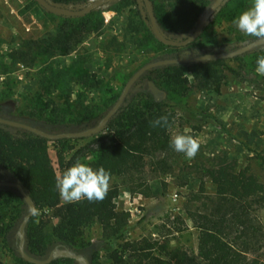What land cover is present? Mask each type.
<instances>
[{"label":"rangeland","instance_id":"1","mask_svg":"<svg viewBox=\"0 0 264 264\" xmlns=\"http://www.w3.org/2000/svg\"><path fill=\"white\" fill-rule=\"evenodd\" d=\"M47 1L78 10L93 0ZM211 1L208 0L207 6ZM251 4L252 0L225 1L199 37L180 48H165L155 43L157 40L150 31L142 0H116L99 7L90 13L100 15L104 26L98 33L87 37L77 51L53 57L45 67L17 64L10 69V74L0 75V117L37 124L42 127V131L48 133L87 130L96 125L116 101L96 117L74 122L67 120L68 109L56 107L59 101L47 93L45 99L49 102L54 100L56 105L43 110L40 117L31 116L25 105L36 103L43 109L45 102L44 93L38 86L39 70L49 69L45 73H63L61 69L82 63L106 84L112 94H120L125 83L139 67L167 58L171 53L181 52L183 56L180 55L179 58L208 52L227 53L257 40L244 35L232 22ZM49 14L51 13L46 12L35 1L31 5L30 0H0V55L19 48L26 41L52 35L55 20ZM156 21L162 35L173 41L185 40L196 24L195 22L186 30H171L158 22L157 18ZM260 56H264V46L236 56V61L226 59L234 73L227 74L219 92H195L190 89L184 95L170 93L164 86V69H157L146 75L148 89L144 96L138 94L137 98L147 97L158 101L163 110H175L169 140L173 135L183 133L185 128L190 129L193 124L195 128L190 134L200 141L201 147L191 160L170 147L167 151H159L154 156L147 157L145 165L132 172V177H111L110 187L119 189L114 201L116 210L128 215V232L124 240L147 238L155 246L165 242L169 247H181L197 253L199 231L193 227L192 217L210 207L209 199L214 194V187L205 175V170L221 165L237 170L248 167L250 173L264 183V75L256 72V61ZM141 84L140 80H136L130 87L131 94ZM149 84L153 86L150 87ZM35 93L40 95L30 101ZM103 95L92 91L84 95L85 104L90 106L98 103ZM127 98L132 99L130 94ZM121 110L115 117L121 114ZM192 110L202 111L213 119L197 118V121L192 122ZM64 114L66 116L63 118ZM16 129L11 127L12 131ZM105 130L106 128L94 135L73 139L74 149L66 154L61 168L57 165L55 151L50 146L48 153L57 177L77 161L88 165L93 154L87 148H94L95 139L104 134ZM161 160L164 165L154 164ZM0 181H3L1 175ZM11 193L20 200L15 196L9 197V202H3L4 207L0 209V229L10 223L6 233L0 234V264H17V259H21L17 253V232L27 207L15 191ZM60 203L66 202L60 197ZM251 208L255 209L252 213L258 221L264 224V208ZM80 237L77 246L70 247L71 251L85 257L89 264H109L101 250L107 245V241L95 219L83 222ZM58 243L48 244L41 254H29L44 259ZM25 250L27 252L26 245ZM59 264L77 263L70 259V262Z\"/></svg>","mask_w":264,"mask_h":264},{"label":"trees","instance_id":"2","mask_svg":"<svg viewBox=\"0 0 264 264\" xmlns=\"http://www.w3.org/2000/svg\"><path fill=\"white\" fill-rule=\"evenodd\" d=\"M150 2L158 22L171 30H186L196 22L208 0ZM30 3L33 5L34 1L30 0ZM49 16L55 20L54 33L42 39L26 41L6 55H0L1 76L10 74V69L17 64L45 67L51 58L77 51L87 37L98 33L104 26L103 18L96 13L79 18ZM149 37L152 39L150 34ZM155 43L169 48L160 42ZM172 54L159 60L177 58ZM237 59L233 57L231 60ZM157 69H164L165 88L180 95L190 89L195 92H219L227 74L234 73L226 59L187 65L169 64L147 71L139 78L142 84L133 89L134 94L127 92L119 108L122 109L121 114L108 120L105 133L95 139L96 146L87 148L93 154L88 166L93 169L104 167L111 177H132V172L145 165L147 157L170 148L168 134L173 127L175 110H163L158 101L142 98L148 89L146 75ZM47 70H39L38 86L44 96L47 93L52 95L59 104L56 105L54 100L49 102L46 96L43 109L36 103H27L25 108L31 116L40 117L43 110L56 105L68 109V121H86L118 99L119 94H112L106 84L82 63L61 69L63 73H45ZM92 91L110 95H103L98 103L89 106L85 104L84 95ZM128 94L132 99L127 98ZM138 94L142 96L137 98ZM36 95L40 94L35 93L30 101L35 100ZM126 104L128 106L125 107ZM190 115L192 122L197 118L213 119L202 111L192 110ZM161 116H168L170 126L152 127L150 122ZM23 123L42 130L37 124ZM194 128L192 124L190 129ZM72 142L70 138L48 141L28 131H12L10 126L0 124V175L3 180L18 182L41 210L39 217L29 218L24 230L28 253L41 254L48 244L56 241L60 246H77L81 239V225L86 220L95 219L107 241L101 250L109 264H264V224L258 221L252 213L255 209L251 208H264V183L250 173L248 167L237 170L221 165L205 170L214 187V194L209 199L210 207L192 217L193 227L199 231L197 253H194L181 247H169L165 242L155 246L147 238L124 240L128 232V215L116 210L117 187H110L102 202L85 199L61 204L56 188L57 175L48 150L53 147L57 165L61 168L66 154L74 149ZM241 145L247 147L243 143ZM259 158L263 159L262 156ZM154 164L160 166L165 163L161 160ZM0 189V209H3V202L8 203V198L15 195L11 193L12 189ZM146 190L148 193V187ZM15 198L20 200L18 196ZM9 228L10 223L0 229V234L4 235ZM61 262H70V259L58 257L47 264ZM17 264L32 263L17 259Z\"/></svg>","mask_w":264,"mask_h":264},{"label":"water","instance_id":"3","mask_svg":"<svg viewBox=\"0 0 264 264\" xmlns=\"http://www.w3.org/2000/svg\"><path fill=\"white\" fill-rule=\"evenodd\" d=\"M34 1L48 13L61 16V17L79 18V17L85 16L86 14L94 11L95 9L99 7H102L106 4H110L116 0H93L87 3L83 8L78 9V10L53 5L47 0H34ZM142 1L145 7L146 14H147L148 25H149L150 31L152 35L154 36V38L165 46L180 48V47L187 46L188 44L192 43L199 37L202 30L207 25V23L212 19L216 11L227 0H212L209 3V5L204 9L198 21L196 22L193 32L190 35H188V37L183 41H173V40H169L165 38L160 32V29L158 27L150 0H142ZM259 46H264V40L252 41L251 43L241 48L235 49L227 53H211V54H205V55L197 54L191 57L156 60L154 62L145 64L139 67L131 75V77L125 83L121 93L119 94L118 99L113 104V106L107 111V113L102 117V119L96 125L90 127L87 130L81 131V132L48 133V132L39 130L35 127H32L26 123L14 121L10 119H5L2 117H0V124L7 125L13 128H17L23 131H28L44 139H47L48 141H53L59 138L76 139V138L91 136L103 130L106 127V122L110 120L111 118H113L118 113L119 108L122 104V101L125 98L130 87L134 84L136 80H138L147 71H150L151 69H154V68H159L165 65H169V64L187 65V64L206 62V61H211V60H216V59H231L233 57H236L248 51H251L254 48H257ZM149 86L152 87L153 85L149 84ZM0 188L12 189L13 191H15L20 196V198L22 199L27 209H28L29 204H33L29 196L26 195L22 186L14 180L8 179V180L0 181ZM30 217L31 216H29L28 211H27L26 214L22 218V221L19 225L18 232H17L18 239H19L17 253L19 254L22 260L28 263H32V264H47L55 258L65 257L68 259H72L77 264H89L88 260L85 257H82L81 255L74 253L73 251L70 250L69 247L60 246L58 244L56 245L54 249H52L49 252L47 257L44 259L36 258L30 255L29 253H27L25 250L24 230L27 226V223Z\"/></svg>","mask_w":264,"mask_h":264},{"label":"clouds","instance_id":"4","mask_svg":"<svg viewBox=\"0 0 264 264\" xmlns=\"http://www.w3.org/2000/svg\"><path fill=\"white\" fill-rule=\"evenodd\" d=\"M232 22L244 35L264 40V0H252L251 6ZM256 72L264 75V56L257 59ZM150 124L152 127L170 126L168 116H161ZM190 133L191 129L185 128L183 133L173 135L170 140V147L189 160L196 157L201 147L200 141ZM110 184L111 173L104 167L93 169L80 161L65 170L56 180L60 197L67 203L85 199L89 202H102L110 190ZM27 211L31 217L41 215V210L34 204H29Z\"/></svg>","mask_w":264,"mask_h":264},{"label":"flooded vegetation","instance_id":"5","mask_svg":"<svg viewBox=\"0 0 264 264\" xmlns=\"http://www.w3.org/2000/svg\"><path fill=\"white\" fill-rule=\"evenodd\" d=\"M172 54V53H171ZM172 55H174V56H176L177 58H179L180 57V55H181V52H174ZM179 56V57H178ZM181 56H183V55H181ZM139 80V79H138Z\"/></svg>","mask_w":264,"mask_h":264}]
</instances>
